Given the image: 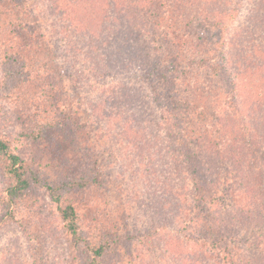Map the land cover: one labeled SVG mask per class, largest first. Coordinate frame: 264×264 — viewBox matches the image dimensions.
<instances>
[{"label":"rangeland","instance_id":"374dc122","mask_svg":"<svg viewBox=\"0 0 264 264\" xmlns=\"http://www.w3.org/2000/svg\"><path fill=\"white\" fill-rule=\"evenodd\" d=\"M77 1L26 0V4L48 29L63 75L65 94L80 107L81 120L87 122L88 128L93 131L89 136L92 149H96V157L114 179L109 184L114 189L109 200L89 199L81 191L77 198L78 206L87 218L104 213L116 214L117 205H120L123 197L122 201L130 214L125 217L118 236L122 237L118 254L108 264H202L201 261L205 264H229L210 252L206 242L188 238L191 231L184 227L181 213L177 214L180 203L176 192L180 189L163 201L161 206L153 202L145 205L134 201V198L146 196V180L139 173L146 174L152 165L146 155L148 151L141 156L137 147L141 130L139 124H143L145 119L151 121L146 126V129H150L145 137L148 144L156 134L165 137V95L169 86L157 82L155 76L148 77L145 71L152 70L153 65L152 61L148 62L141 56L142 52L132 53L131 49L123 60L118 57L119 60L113 64L104 63L97 50L101 51L106 44H92L104 32L113 38L115 31L129 34L128 17L124 13L130 0ZM229 1L183 0L182 5L189 6L187 16L177 14L165 17L167 20L162 25H156L155 30L159 28L157 37L172 45L167 47L166 44V48L161 50L170 55L167 58L170 66H176L174 75L179 77L182 94L195 105H208L210 115L206 123L213 125L210 128L212 131L216 127L221 131L222 124H225L229 136L241 134L245 138L246 141L238 139L239 144L252 147L258 169L255 170V177L264 181V12L251 15L254 0ZM217 9L223 11L219 19L214 18ZM158 11L162 14L182 12L173 3L162 4ZM138 23L144 27L138 29L142 30V37L150 42L151 51L156 44V40L151 41L155 33L154 25L142 21ZM165 27L168 28L167 32ZM136 29L132 26V30ZM176 36L180 38L176 39ZM202 43L208 46L203 48ZM117 44L111 41V47L123 54ZM3 69L0 62V77ZM241 69H246V72L242 73ZM130 94L138 100L135 101L137 104L129 100ZM137 105L139 110L142 108L149 114L135 120L132 112L136 111ZM216 106H219L218 110ZM0 109L5 117L3 120L7 121L4 132L13 138L14 146L21 155L39 158L47 144L54 150L57 146L54 144L62 141L64 145L60 152L63 156L57 163L61 168H67L72 163L76 172V163L80 159L76 153L86 145L76 144L64 128L49 129L45 137L35 139L25 133L15 105L0 100ZM197 110L201 111L202 108ZM199 115L200 112L188 118L190 126L177 124L174 130L177 135L175 144L186 141L189 150L195 153L200 151L193 145L194 139L186 136L191 137L204 128L195 117ZM183 144L171 145L170 149L164 145L161 148L162 152L165 151L163 158L166 160L169 157L172 162L175 153H184L187 146ZM51 172L54 173V169ZM62 174L60 171L57 175L62 177ZM76 175H80V172H76ZM5 185L6 180L0 170V199ZM87 199L91 203H87ZM235 200L236 207L245 208L242 212L253 209V215H260V219L256 220L250 218L249 213H239L245 226L238 229L234 243L241 251L247 252L249 244L256 239L262 241L259 236L264 234L261 228L264 208L259 203L263 205L264 199L259 201L252 193L249 197L242 195ZM22 203L17 211L19 221L0 220V264H70V249L63 241L64 225L49 194L41 187L34 188L31 196ZM1 212L0 203V218ZM249 225L253 230L249 229ZM28 231L41 243L31 240ZM193 236H198L196 231ZM33 247L41 253V262H35L31 252ZM259 247L254 251L264 256V246L261 244Z\"/></svg>","mask_w":264,"mask_h":264},{"label":"trees","instance_id":"16d2710c","mask_svg":"<svg viewBox=\"0 0 264 264\" xmlns=\"http://www.w3.org/2000/svg\"><path fill=\"white\" fill-rule=\"evenodd\" d=\"M79 1L81 0L77 2ZM182 1L130 0L127 12L124 13L128 17L129 34L125 31L120 33L115 31L113 38L104 32L101 38L92 42L106 44L101 51L97 50L104 63L113 64L119 58L123 60L131 49L132 53L142 52L141 56L148 62L152 61L153 65L152 70L145 71L148 77L155 76L157 82L169 86L165 95L167 99L165 124L163 122L164 128L167 126L165 137L156 134L148 144L145 137L150 129H146V126L151 121L145 119L143 124H139L141 130L137 147L141 151V156L148 151L146 155L152 165L148 167L149 171H146V174L139 173L146 180V196L140 198L137 195L139 198H134V201L138 200L145 205L153 202L161 206L163 201L180 189L179 193L176 192L180 203L176 213H181L180 218L185 221L184 227L191 231L189 239L206 242L208 250L226 263L264 264V256L254 251L260 248L259 245L264 246V234L259 236L262 241L256 239L249 244L247 252L241 251L234 243L238 229L245 226L239 216L245 208L236 207V197L242 195L249 197L253 193L257 200L264 199V181L260 177H255V170L258 169L255 166L257 163L252 147L239 144L241 138L246 141L241 134L229 136L225 124H222L221 131H218L215 124V131L210 129L213 125L206 123L210 115L208 105H195L182 94L178 84L179 77L174 75L177 72L176 66H170L167 62L170 55L161 50L166 48V44L167 47L172 45L156 35L159 29L155 30L156 25H162L167 20L165 17H174L177 14L180 17L187 16L189 6L182 5ZM254 1L252 16L264 12V0ZM164 3H173V6L182 12L162 14L158 10ZM219 6L222 8V5ZM216 14L214 18L219 19L223 11L217 9ZM139 21L154 25L155 33L151 36V41L156 40L157 45L155 44L151 51L148 44L150 42L142 37L141 29L144 27L138 23ZM205 23L211 25L209 22ZM132 26L137 29L132 30ZM139 27L141 29H138ZM165 30L167 32L168 28L165 27ZM177 36L176 39H179ZM201 37L204 36H198ZM112 40L118 43V49L121 48L123 54L111 47ZM207 46L204 44L202 47ZM169 53L171 54L170 50ZM0 62L4 67L0 77V100L17 107L27 135L40 139L47 135L49 129L64 128L69 132V136L75 139L76 144L86 145L83 150L76 153L80 159L76 163L75 171L80 172V175L73 171L72 163H69L67 168H61L57 163L63 156L60 152L64 145L62 141L54 144L57 145L54 150L47 144L45 152H42L39 158L25 157L15 148L13 138L4 132L7 121L3 120L5 117L0 109V170L6 180L0 199L2 208L0 220L19 221L18 208L24 204L22 202L27 201L34 188L41 187L49 194L63 222L65 238L62 240L70 249V264H108L110 259L118 254L119 242L122 239L118 236L124 226L125 217L130 214L124 205L125 202L122 201L123 197L120 205H117L116 214L104 213L87 218L85 212L78 206L77 198L81 191L88 195L89 199L96 197L109 200V195L114 190L109 184L114 179H111L98 156L96 157V149H92L89 136L93 131L88 128L87 122L81 120L80 107L74 99L65 94L63 75L50 42L48 29H45L40 18L31 12L26 0H0ZM241 72H246V69H241ZM129 100L138 101L133 99L131 94ZM138 108L139 105L136 111L132 112L135 120L149 114ZM198 108L202 110L199 111ZM215 108L218 110L219 106ZM199 112L200 115L195 117L204 128L191 137L186 136L194 139L193 145L200 151L195 153L189 150L190 146L186 141L184 144H175L177 135L174 130L177 124L185 123L190 126L188 118H193ZM158 125L161 127L160 123ZM158 133H161V130H158ZM182 144L187 146L183 150L184 153H175L172 162L169 157L166 160L163 158L162 153L165 151L162 152L161 148L164 145L170 149L171 145ZM53 169L55 172L49 173ZM57 170L62 171L64 176L59 177L57 174L60 171ZM89 199L87 203H91ZM259 206L264 208L262 203H259ZM245 213H249L250 218L260 219L259 214L253 215V209ZM248 227L253 230L252 225ZM261 228L264 229V216ZM195 231L198 234L196 237L193 236ZM28 236L31 240L41 243L30 231ZM31 252L35 262L42 261V255L37 252L36 247L35 249L33 247ZM201 263L205 264L203 261Z\"/></svg>","mask_w":264,"mask_h":264}]
</instances>
